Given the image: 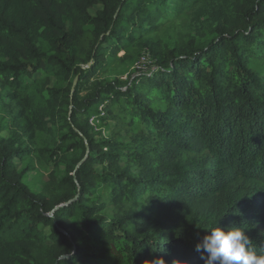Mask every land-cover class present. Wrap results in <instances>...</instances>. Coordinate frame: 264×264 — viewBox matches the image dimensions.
I'll use <instances>...</instances> for the list:
<instances>
[{
    "label": "trees",
    "instance_id": "16d2710c",
    "mask_svg": "<svg viewBox=\"0 0 264 264\" xmlns=\"http://www.w3.org/2000/svg\"><path fill=\"white\" fill-rule=\"evenodd\" d=\"M190 1L0 0V264H205L216 226L264 247V0H195L197 39L163 48L156 27ZM139 38L157 70L80 99ZM109 119L124 133L99 143L88 122ZM69 152L60 197L34 193V159Z\"/></svg>",
    "mask_w": 264,
    "mask_h": 264
},
{
    "label": "rangeland",
    "instance_id": "374dc122",
    "mask_svg": "<svg viewBox=\"0 0 264 264\" xmlns=\"http://www.w3.org/2000/svg\"><path fill=\"white\" fill-rule=\"evenodd\" d=\"M200 1V0H199ZM220 5L224 4L225 0H213ZM185 10L179 12L177 16L169 19H162L155 29L156 36L160 40L162 47L165 49L173 50L176 48H185L192 38L199 35L198 30L193 27V12L197 9L195 0H191ZM103 9L101 5H96L90 8L91 16L96 17ZM148 9V6H145ZM131 11H128L126 15H129ZM188 14V15H187ZM127 16H125V19ZM131 21V20H130ZM125 27L131 29L132 23H128ZM146 35L145 38H148ZM108 56H104L101 61V69L98 73L90 78V80L83 85L79 91V98L92 94L94 87L107 82H113L122 87L125 91L129 87H132L137 77L144 73H151L157 70V54L151 50L150 47L145 46L144 39L139 38L138 42L123 43L118 50H112L108 53ZM83 67H85L83 65ZM87 67V66H86ZM50 86L55 82V76L50 77ZM76 80V79H75ZM102 113L105 110L99 109ZM0 112L2 109L0 108ZM89 128L92 127L91 133L94 139L99 142H106L108 140H114L118 136L124 133L122 126L113 119L106 120L104 123H95L93 120H89ZM6 134V133H4ZM37 146L46 148H57L61 146L59 139H53L49 134L36 136ZM129 138L126 139L128 142ZM71 143V142H70ZM69 155L65 160L58 161L54 164V160L44 159L37 157L34 159V171L27 174L25 182L29 188L37 194H42L48 199L60 197L64 192L65 186L62 184L68 164L73 160L74 152H69ZM101 170V166L96 167ZM105 191H99L98 194L103 195ZM112 211L115 208L111 209Z\"/></svg>",
    "mask_w": 264,
    "mask_h": 264
},
{
    "label": "clouds",
    "instance_id": "9594fccd",
    "mask_svg": "<svg viewBox=\"0 0 264 264\" xmlns=\"http://www.w3.org/2000/svg\"><path fill=\"white\" fill-rule=\"evenodd\" d=\"M195 250L201 253L205 264H264V247L256 250L246 229L239 226L211 228L210 234L203 237ZM145 264H166V261L159 258Z\"/></svg>",
    "mask_w": 264,
    "mask_h": 264
},
{
    "label": "water",
    "instance_id": "95a60500",
    "mask_svg": "<svg viewBox=\"0 0 264 264\" xmlns=\"http://www.w3.org/2000/svg\"><path fill=\"white\" fill-rule=\"evenodd\" d=\"M76 84H77V79L75 80L74 85H73V93H74V91H75ZM88 152H89V150H88ZM88 152H87V153H88ZM61 206H62V205L56 207V209H58V208L61 207Z\"/></svg>",
    "mask_w": 264,
    "mask_h": 264
}]
</instances>
